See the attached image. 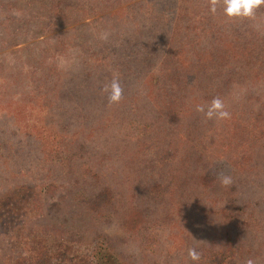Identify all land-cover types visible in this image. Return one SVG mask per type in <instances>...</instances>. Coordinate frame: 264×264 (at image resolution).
<instances>
[{
	"label": "rangeland",
	"instance_id": "1",
	"mask_svg": "<svg viewBox=\"0 0 264 264\" xmlns=\"http://www.w3.org/2000/svg\"><path fill=\"white\" fill-rule=\"evenodd\" d=\"M180 1L0 0V193L17 188L0 201V264H57L37 256L41 244L75 261L92 258L95 237L101 235L116 248L115 264H127V258L134 264H193L188 256L192 248L200 253L196 264H247L249 259L264 264V150L249 151L238 137L245 127L238 96L226 106L228 111L233 107L230 119L207 120L195 111L186 123L172 117V133L165 117L151 109L154 93L147 81L157 82L151 79L159 77L155 69L162 52L151 44L164 40L165 29L179 28L170 57L192 59L197 50L182 47L188 32L198 31L199 49H206L207 39L213 41L207 34L228 19L222 5L211 13L209 0ZM263 7L238 25L249 24L255 36H264ZM207 14L210 20L203 22L200 18ZM104 33L107 40L100 39ZM167 63L176 65L172 59ZM116 71L123 97L109 109L102 89ZM259 93L264 104V88ZM156 97L161 102V93ZM197 121L208 129L202 141L213 144L207 152L198 149L202 125ZM195 151L209 157V172L231 176L232 184L202 196L196 184L185 182L193 198L184 205L179 200L183 184L176 188L168 183L175 180L180 161L197 159ZM66 153L74 157L68 161ZM244 154L255 166L237 177L228 165L243 161ZM91 174L114 190L111 209L88 210L94 192L87 187ZM154 181L168 184L163 190L173 202L149 191ZM131 210L145 218L138 231L123 220ZM226 210L244 212L238 228L230 226L229 242L206 231L200 216L216 229Z\"/></svg>",
	"mask_w": 264,
	"mask_h": 264
},
{
	"label": "trees",
	"instance_id": "2",
	"mask_svg": "<svg viewBox=\"0 0 264 264\" xmlns=\"http://www.w3.org/2000/svg\"><path fill=\"white\" fill-rule=\"evenodd\" d=\"M184 1L185 0H181L180 2L184 3ZM187 9H189V7ZM200 19L203 20V22H209L210 20L208 14ZM245 21L246 19L231 21L229 19H223V21H221L223 23H221V27H217V30L207 34L206 37L209 39L212 37L213 41L210 42L207 39L208 47L202 49L203 51L199 49L197 43L200 38L198 31L188 32L189 34L182 40V47L185 46L197 50L192 52V59H187L185 56L182 58H177L175 56L170 57L171 52H168V49L172 46L173 37H175V39L179 37L181 32L179 31V28H175L174 32H171L170 29H168V31L165 29L167 36L164 40H157V42L155 40L151 44L153 46L154 43H156L154 47L162 51L160 58L156 62L159 67L158 69H155L158 72L159 77L151 79V81L157 82H152L150 84L147 81V89L151 91V94H155L152 95L151 109L156 115H158V117H165L168 124L167 131H169V133H172V124H174L172 117L174 118L177 116L179 121H185L186 123L188 119L195 116V109L198 104L209 103L214 97H220L224 100L226 104L225 106H227L231 97L237 95L238 99L236 100V106L239 107V109L243 108L240 111L242 120L241 124L245 126L241 129L238 137H240L242 143L246 142L249 144V151L257 148L264 150V117H261V114L264 111V104L261 103L257 97V95L260 94L259 92L264 88V36L261 37L262 33L255 36L254 30L249 24H246L245 27L243 25H238L239 23H245ZM186 30L187 29L185 28V31ZM168 59L170 63L172 59L173 63L176 64L174 68H169L170 65L167 63ZM119 71H116L117 73H115V75L110 74L107 78L113 79L121 77ZM60 81L62 82V79H60ZM111 81L112 80H110L109 83ZM158 92L163 96L161 102L158 101L156 97V93ZM261 96L264 98V95ZM98 102H100V104H105L104 101H101L100 99ZM160 104H162L163 108ZM179 104L181 105V109L178 108ZM106 106H109L110 109L109 103H106ZM228 108L232 115L233 107L230 106ZM157 120L158 118L155 117L154 121L156 124ZM197 123L202 125L200 121H197ZM205 125L206 124L202 125V129L198 133L200 138L198 149L207 152V148H209V146L212 148L213 144L210 143L209 145L206 141H202L207 139L208 134V129ZM84 139H87V136H85ZM192 153L197 156V159L193 160L191 163L180 161V165L182 166H180V170L177 171L180 172V174L176 175V172L175 180L168 183L176 188L183 184V193L179 197V200L184 205L189 204L193 198V193L187 190L189 189L188 187L184 186L185 182L192 185L196 184L197 187L201 189L199 194L202 196L210 190L221 186L219 173L217 171L209 172L207 169L209 167V164L207 163L209 157H206L205 155V157L201 158L202 153L198 151ZM208 153L212 155L210 149ZM66 154L64 159L68 161L74 157L71 156V154ZM245 155L246 154L242 156L241 159L243 161L240 163L228 165V167L233 169L234 173H236L235 176L237 177H245V175L249 173V170L255 166L254 164L252 165V161L247 155L246 158H244ZM78 158L81 159L79 156ZM199 168L204 169L199 173L197 171ZM187 171H189V173L186 175ZM68 176V178H70L69 173ZM165 177L170 178V175L166 174ZM56 178L57 180H61L58 177ZM66 178L67 177H62V180H66ZM88 181L90 182L87 183V187L94 191L89 195L88 201L86 202L88 210L91 213H98L103 209H111L115 204L114 190L109 186L104 185L101 182V177L97 174H91V176L88 177ZM168 184H165L163 181H154L148 185L149 191H157L161 196L163 195V197L169 200V202H173L174 199L169 195V192L163 190V185ZM50 187L55 189L57 188V185L53 184L50 185ZM168 187L169 186H167L166 189ZM16 192L17 188L12 189L10 192L7 191L5 193H0V201L5 200L4 197L10 193L14 195ZM165 198L163 200H165ZM179 200H177V204L180 203ZM197 204L200 205V203ZM200 210L204 212L203 209L200 208ZM129 212L125 215L123 219L124 222H132L135 224L134 227H136V231L140 230L145 224V218L137 210H131ZM171 212L172 207L168 206L167 215H170ZM206 214L208 216H213L218 213L205 212V215ZM242 215H244V212H238L236 215V213L232 211L230 213L228 210L224 211L219 216L222 221L217 224L215 229L212 224H208L209 221L207 218L203 214H200L207 227L206 231L210 232V234H215V232L221 234V239H226L227 242L230 241L228 236L230 226L238 228V219ZM245 215L247 219L252 218L250 213H246ZM244 226L246 227L247 225ZM95 238L96 243L92 249V258H90L89 255L79 256L75 261L72 260V258H68V255L66 254L53 252L45 244H41L40 248L36 251V254L37 256L40 255L47 259V262L55 260L57 261V264L117 263L115 260H119V258L115 257L117 256L115 253L116 248L113 246L111 247V244L107 243L105 237H102V235L96 236ZM229 252H231V250H229ZM248 254L250 253L248 252ZM232 256L233 254L231 253V257ZM126 262L127 264H134L133 260L130 258H127Z\"/></svg>",
	"mask_w": 264,
	"mask_h": 264
},
{
	"label": "clouds",
	"instance_id": "3",
	"mask_svg": "<svg viewBox=\"0 0 264 264\" xmlns=\"http://www.w3.org/2000/svg\"><path fill=\"white\" fill-rule=\"evenodd\" d=\"M223 7L224 15L231 20L253 19L256 16L259 8L264 5V0H209V10L215 14L218 6ZM108 34H101V40H107ZM107 93L109 105H118L123 97V88L118 78H113L110 84H106L102 89ZM196 112L204 115L207 120H228L231 114L226 110L225 102L220 97H214L209 103L198 104ZM220 184L222 187H228L232 184V178L229 175L221 174ZM189 259L196 264L200 260V253L192 248L188 250ZM247 264H254L253 260L249 259Z\"/></svg>",
	"mask_w": 264,
	"mask_h": 264
}]
</instances>
